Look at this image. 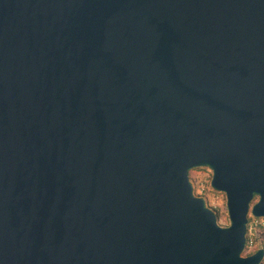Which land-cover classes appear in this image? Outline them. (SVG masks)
<instances>
[{
    "label": "water",
    "instance_id": "water-1",
    "mask_svg": "<svg viewBox=\"0 0 264 264\" xmlns=\"http://www.w3.org/2000/svg\"><path fill=\"white\" fill-rule=\"evenodd\" d=\"M248 213L264 0H0V264H259Z\"/></svg>",
    "mask_w": 264,
    "mask_h": 264
},
{
    "label": "rangeland",
    "instance_id": "rangeland-1",
    "mask_svg": "<svg viewBox=\"0 0 264 264\" xmlns=\"http://www.w3.org/2000/svg\"><path fill=\"white\" fill-rule=\"evenodd\" d=\"M210 176L211 172L206 167H195L188 170V179L192 185L193 194L200 195L204 199L205 205L217 213L216 223L218 225L226 226L228 219L225 209V196L222 192L209 186ZM241 255H247L246 249L242 250Z\"/></svg>",
    "mask_w": 264,
    "mask_h": 264
},
{
    "label": "built area",
    "instance_id": "built-area-1",
    "mask_svg": "<svg viewBox=\"0 0 264 264\" xmlns=\"http://www.w3.org/2000/svg\"><path fill=\"white\" fill-rule=\"evenodd\" d=\"M244 237L243 250L246 249L247 253H252L261 248L263 255L259 264H264V216L247 215Z\"/></svg>",
    "mask_w": 264,
    "mask_h": 264
},
{
    "label": "trees",
    "instance_id": "trees-1",
    "mask_svg": "<svg viewBox=\"0 0 264 264\" xmlns=\"http://www.w3.org/2000/svg\"><path fill=\"white\" fill-rule=\"evenodd\" d=\"M196 196H199V197H201L200 195H196ZM209 208V207H208ZM213 212H214V210H213ZM214 214H215V216H217V213L216 212H214ZM247 254H250V253H247ZM261 264V263H260Z\"/></svg>",
    "mask_w": 264,
    "mask_h": 264
}]
</instances>
